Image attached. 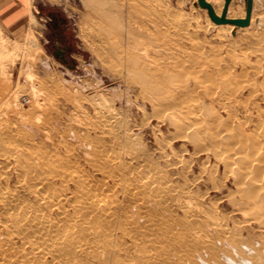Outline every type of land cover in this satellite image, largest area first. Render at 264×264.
Here are the masks:
<instances>
[{
	"label": "rangeland",
	"instance_id": "obj_1",
	"mask_svg": "<svg viewBox=\"0 0 264 264\" xmlns=\"http://www.w3.org/2000/svg\"><path fill=\"white\" fill-rule=\"evenodd\" d=\"M25 1L27 16L22 22L20 36L12 38L0 31V38H3V41L0 39V196L3 199L0 204V264H6V260H17L18 264H58L47 254H39L37 250L41 242L23 239L22 229L13 227L17 209H11L14 201L10 192L20 196V200L22 198L19 213L33 211L28 206L40 200L29 192L28 187L36 182L45 185V179H48V192L52 193L55 204L59 202L51 205L48 200V216L52 219L57 214V206L66 198L74 200L75 193L79 194L75 179L81 183L83 180L94 193L115 199L118 208L138 221V226L128 224L127 229L144 231V239L151 241H155L157 235L146 227L149 220L158 216L167 222L166 230L171 231L159 237L179 236L184 231L178 220L183 216L182 211L170 201L162 205L154 203L151 194L154 197L161 195L164 199L175 192L189 190V197L200 203L202 214H215L220 224L240 231L241 239L235 244L230 235L219 236L213 222L199 224V229L209 233L214 248L180 252L165 245V251H175L172 252V263L260 264L259 258L264 256V230L251 214L245 216L243 211H237L230 203L232 201L225 197L229 190H233L232 178L223 173V164L213 154L215 152H198L189 141L172 138L174 129L168 126L166 118V121H160L152 114L138 82L126 76L124 63L105 53L101 36L108 30L118 37L127 24L134 27L132 19H147L140 12L144 0H93L92 4L89 0ZM163 1L168 2V15L191 20L195 37L188 36L184 40L202 43L205 52L191 50L190 53L203 67L213 68L217 63L213 69L218 68L216 71L220 77L229 71L240 72L243 62L247 66L248 73L235 82L224 78L226 83L229 80L230 87L235 84L238 87L237 101L225 99L221 103L216 94L212 95V105L209 97L202 96L201 100L206 106L204 109L213 106L212 110L222 119L231 116V120L227 119L231 127L236 124L249 134L255 131L264 141V45L248 44L253 33L264 32V16L260 24L254 21L235 35L218 38L212 33L213 26L200 27L207 11L196 8V0ZM240 2L244 6V0ZM255 3V13L264 14L261 0ZM155 4L162 9L161 3ZM32 16L34 23L30 20ZM104 16H108V23L101 22ZM115 25L119 26L118 34ZM30 30L38 43L35 47L29 44L27 35ZM178 32L183 35L182 30ZM116 40L118 38H112L109 43ZM183 61L186 65L191 62L186 58ZM192 70L196 72L199 68L194 66ZM251 82L255 84L254 89L249 84ZM231 151L225 149V153ZM2 172L6 173L4 177ZM63 175L67 178L65 182L61 179ZM23 176L28 178L25 179L27 185H20ZM211 178L216 188L212 187ZM141 181L151 182V193L145 192L147 189ZM123 186L128 192L137 193L132 203L125 199L128 193ZM163 186H167V190L162 189ZM231 196L235 197V194ZM65 208L72 212L74 207L65 204ZM123 211L117 212L116 216L122 217ZM116 232L120 236V229ZM118 240L113 238L111 245L120 244L121 254L125 250L132 251L129 237ZM227 243L240 249L231 250ZM25 258L27 260L22 261Z\"/></svg>",
	"mask_w": 264,
	"mask_h": 264
},
{
	"label": "bare ground",
	"instance_id": "obj_2",
	"mask_svg": "<svg viewBox=\"0 0 264 264\" xmlns=\"http://www.w3.org/2000/svg\"><path fill=\"white\" fill-rule=\"evenodd\" d=\"M206 1L212 5L216 14L220 15L224 0ZM232 1L228 6L227 18H243L245 15V3L243 6V3L240 2L241 0ZM88 2L92 4L93 0H89ZM143 2L144 3L140 6V12L145 15L147 19H132V25L134 27H130L129 24H127L118 37L115 34H110L111 31L109 30L106 35L101 36V42L105 45V53L124 63L126 76L138 82L144 100L150 104L153 112L152 114L160 121H164V118H166L168 126L174 129L172 138H182L187 142L189 141L198 152L210 150L216 153L213 154L216 155L218 161L223 164V173H226L227 176H231L232 178L230 182L232 183L233 190H229L227 194H225V197L232 201L230 203H232L237 211H243L245 216L248 213L251 214L250 216L257 222L258 226L263 231L264 141L260 140L262 136L259 137V133H254L255 131L253 133L251 132V134H249L250 132L246 133L243 129H240L241 127L236 126V124L234 128H237L234 132L235 129L231 127L232 124H229L230 122L227 120L228 118L231 120V116L227 114L229 117L227 116L228 118L222 119V116L217 115L214 112L215 110H212L213 106H211L213 104V94H216L215 97L218 95V100L221 103H223L222 100L225 99L226 101L228 100V102L229 100L237 101L236 98L239 92L238 87H236V84L235 87H233V84V86L230 87L228 81L233 79L232 81L235 82L240 76L246 75L248 73L247 66H245L243 62L240 72L229 71L223 73V76H220V78L216 71L218 68H216V70L213 69L217 67V63L213 64V68L212 66L203 67L200 64L201 62L193 58L194 55L190 53L191 50L199 51V53L205 52L203 51L205 49H203L202 43L193 42V39H191L196 32L193 30L194 26L191 24L190 19L177 17L174 14L168 15V2L166 3L163 0H151V2L144 0ZM158 2L162 4H160L162 9H159V6L155 4H158ZM255 2L256 0H252L250 22L246 27H250L254 21L258 22V24L262 23L264 14L257 15L255 13L254 6L257 4ZM96 4L98 5V3ZM261 5L264 9V0H261ZM195 7L199 8L198 6ZM106 18H108V16H104L101 22L105 21L108 23ZM30 20H32L33 23L35 22L33 16ZM110 22L112 24L114 23L112 19H110ZM212 26V33L218 38L224 35H232L233 31L236 34V32L241 29L232 24L215 25L208 17V14H206L200 27L207 29ZM118 27V25H115L116 30L114 29L117 34L119 33L117 31ZM179 30H182L183 35L178 32ZM27 36L30 46L35 47L38 45L31 30ZM188 36H191L189 38L191 40L186 42L184 38H188ZM112 38H118V40L110 44L109 40ZM0 39L3 41V38ZM248 44L263 47L264 32L253 33V38L248 41ZM260 49L261 48L257 50ZM263 50L264 48L262 51ZM183 54L187 61H191L188 62L189 65L184 64V58H182ZM261 55L263 54L261 53ZM194 66L195 68L198 67L199 71H193L192 69H194ZM32 76L31 74V77ZM229 76L232 77L230 78ZM32 78H34V76ZM224 78L229 79L227 83ZM30 81H32L31 78ZM249 84L252 86L249 85L251 88L255 85L253 82ZM202 96L209 97V100H207L210 101L211 105L208 106H211L212 109H209L208 106L209 110L204 109L206 106H204V101L201 100ZM230 106L232 107V105ZM247 123L248 122L245 124ZM244 128H246V126ZM224 144L227 146L226 148ZM224 148L229 151L232 150L231 153H225ZM12 154L14 153L12 152ZM29 158L31 159V157ZM20 164L22 165L21 162ZM211 165V167H213V164ZM36 171L35 173H37ZM5 174H3V177ZM39 174L37 173V175L41 177ZM26 176H23L20 185H27L28 182H25V179L28 178ZM61 179L62 182H65L67 178L63 175ZM45 180V185L42 182H36L35 185H33L34 183L32 184L33 186L30 183L28 187L29 192L34 194L37 200H40V202L37 201L36 204L33 202L32 205L28 206V208H33V211L27 210L23 213H19V206L23 202H21L22 198L20 200V196L17 197L16 193L10 192V198L14 201L11 209H17L13 227H20L22 229L23 234L21 236L23 239H36L41 242L37 250L39 254L41 256L47 254L58 264H148V262L150 264H173L171 258L173 256L172 252H175L174 250L180 252L190 250L198 252L201 248L210 249L212 246V249L214 248L215 243L209 238V233L204 229V231H202V229L198 228V226H200L199 224H209V222H213L212 224L217 228L216 230L219 236L230 235L231 238H234V243L236 240L238 242L241 239L240 231H234L232 228L231 230L226 227L225 224V226L222 225L223 223L220 224L215 214L209 216L202 214L204 211H202L200 203L194 202L189 197V190H182V192L178 193L174 191L175 193L172 194L171 197H165L164 199L161 195L154 197L151 194L154 203L162 205L164 202L167 203L170 201V203L182 211L183 216L178 220L184 231L182 235L179 236H169L168 238L159 237L171 231L166 230L168 227L167 222L158 216L149 220L150 224L146 227L147 230L157 235V237H154L155 241L144 239V231L138 232L127 229L128 224L132 225V227L133 225L134 227L136 225L138 226V221L132 218L131 215H128L127 212H124L121 207H119V209L115 199H109L107 195L103 193H94V190L91 191L83 180V183H81L78 180L76 181V179L74 184L79 194L75 193L74 200L70 201L67 198L64 202L62 200L63 203L57 206V214L54 216V219H52L51 216H48V200H50L49 203L51 202V205H56L59 202L55 204V199L53 200V196L51 195L52 193L50 194L48 192V179ZM210 180L212 187L216 188L214 179L211 178ZM193 181H195V179ZM141 183L145 185V189H147L145 192L151 193L152 189L149 186L151 182L150 184H146L147 181H141ZM123 187V190L128 193L125 199L130 203L135 201L137 193L134 191V193L128 192L129 190L127 191L125 186ZM1 189L2 182L0 181V191ZM162 189L167 190V186H163ZM233 194H235V197L231 196ZM2 201V196H0V204ZM116 201L118 200L116 199ZM65 204L69 207H74L73 210L71 209L72 212L69 208H65ZM142 207L145 208L144 205H142ZM160 210L161 208L159 211ZM120 211L124 213L122 217H117V212ZM117 229H120V236L116 232L118 231ZM123 236H125V238L127 236L131 239L130 241L133 244V249L132 251L125 250L124 254H121V245L112 246L111 241L113 238L118 240V238H123ZM142 238L144 241H141ZM165 245H170L174 250H171L172 252L169 250L165 251ZM227 246L235 251L240 249L239 246L237 248V245L231 243H227ZM155 250L157 253L154 252ZM23 260L26 261L27 259L25 258L22 259V261ZM259 260L260 264H264V256L259 258ZM6 264H18V262L17 260H6ZM48 264L50 263L48 262ZM215 264H218V262H215Z\"/></svg>",
	"mask_w": 264,
	"mask_h": 264
},
{
	"label": "crops",
	"instance_id": "obj_3",
	"mask_svg": "<svg viewBox=\"0 0 264 264\" xmlns=\"http://www.w3.org/2000/svg\"><path fill=\"white\" fill-rule=\"evenodd\" d=\"M25 0H0V31L9 37L20 36L26 19Z\"/></svg>",
	"mask_w": 264,
	"mask_h": 264
},
{
	"label": "water",
	"instance_id": "obj_4",
	"mask_svg": "<svg viewBox=\"0 0 264 264\" xmlns=\"http://www.w3.org/2000/svg\"><path fill=\"white\" fill-rule=\"evenodd\" d=\"M232 0H224L223 8L220 13V15H217L214 8L211 4H209L206 0H196L195 6H198L201 9H205L207 11L208 17L215 25H221V24H232L236 26L237 28L246 27L249 25L250 22V16L252 12V0H245V15L243 18H235V19H229L227 18V11L228 6L231 3ZM235 32H232V35H234ZM62 55V51H59ZM62 60L64 61V58L62 56Z\"/></svg>",
	"mask_w": 264,
	"mask_h": 264
}]
</instances>
